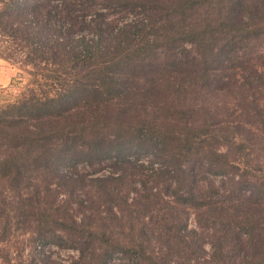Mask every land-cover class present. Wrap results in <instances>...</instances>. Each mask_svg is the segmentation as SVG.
I'll return each instance as SVG.
<instances>
[{
  "label": "trees",
  "instance_id": "16d2710c",
  "mask_svg": "<svg viewBox=\"0 0 264 264\" xmlns=\"http://www.w3.org/2000/svg\"><path fill=\"white\" fill-rule=\"evenodd\" d=\"M53 1L0 0V58L19 65L22 72L32 77V88H28L26 94L0 108V182H3L0 198L4 194H13L11 200L15 203L10 211L0 212V222L5 220L20 225L30 219L35 228L16 226L18 228L10 232L11 237L37 234L45 243L60 244L66 235L77 238V229L67 226L68 219L76 223L75 218L64 216L58 221L60 227H51L49 221L53 212L43 207V195L52 190L53 180H60L65 187L75 184L76 180L61 170L62 165L71 160L96 159L106 154L113 157L124 147L136 148L145 143L156 148L160 146L162 151L164 143L176 134L181 146H184V141L191 145L193 140L202 141L203 137L206 139L213 133L212 124L208 122H191L197 124V128L183 122L191 134L183 140L184 135L180 131L184 130L174 127L168 132L164 127L169 120L161 118L150 122L143 120L145 127H153L152 136H144L148 131L143 128L138 141L130 138L124 142V132L135 125L126 120L130 117L126 118L125 113L124 116L118 114L114 105L130 96L132 89L138 88L134 83L144 81L145 73L151 72L159 62V57L150 58L155 49L154 40L159 41L153 37L154 31L165 37L171 33L161 43L167 47V50L160 48L164 52L172 51L176 45H190L191 49H186V52L194 55L187 62L176 58L179 61L176 60L175 72L196 68L200 78L202 74L208 78L202 70L204 66L210 68L221 61L228 54L227 48L232 43L235 45L237 38L244 37L245 31L264 32V20L261 24L254 21L264 19V7L259 8L261 6L253 3L256 10L250 11L251 0H218V12L210 20L206 18L207 10L216 7V0H168L163 3L144 0L142 6L147 11L150 9L154 16L151 23L128 22L116 30L111 25L103 28L106 23L102 14L90 22L86 21V16L95 7V0ZM204 5L207 8L203 17L199 9ZM127 6L133 5L128 3ZM82 10L86 14L80 16L78 12ZM159 10L162 13H157ZM197 17L199 21L191 24L190 21ZM250 24L259 27L253 30L245 27ZM90 25L92 37L86 38L80 33ZM224 34L233 42L229 40L223 44L227 38ZM258 75L264 80L262 74ZM201 87L205 85L201 84ZM220 89L224 87L220 86ZM248 107L246 103L241 110L248 111ZM259 107L264 108V104H259ZM172 116L174 113L167 117ZM114 127L121 128V131L116 134L105 132ZM191 155L187 166L183 164L186 160L177 157L176 153L168 155L163 150L158 156L173 166L172 173L166 171L170 176L174 175L171 179L188 187L179 200L186 203L189 212L195 213L196 226L206 233L210 241L212 252L203 260L204 264H264V176L255 181H237L229 192L230 196L221 200L195 198L192 196L193 184H197L199 171L208 170L213 175L225 173L223 165L217 163L226 165L227 153L217 154L216 150L210 149L209 153L194 151ZM122 161L128 162L126 156ZM109 181L98 178L93 182L103 190L101 193H105L109 187L105 183ZM127 181L123 179L121 186H131L132 183L127 184ZM141 186L144 193L133 188L136 200L151 201L156 194L146 184ZM115 194L118 201H126V198L121 199V194L119 196L117 187ZM47 204L51 206V203ZM170 218L176 224L174 227L168 224L166 232L172 234L171 238L178 239L180 232L186 229V220L177 214L170 215ZM86 230L84 225L80 231V237L85 239L84 254L92 249L93 242L101 239L93 231L84 236ZM0 236L4 237L1 229ZM1 237L0 264H13L14 254L18 264H23V241L6 249L1 245H5L7 240ZM80 262L81 259L75 264ZM156 264L175 262L169 259Z\"/></svg>",
  "mask_w": 264,
  "mask_h": 264
},
{
  "label": "rangeland",
  "instance_id": "374dc122",
  "mask_svg": "<svg viewBox=\"0 0 264 264\" xmlns=\"http://www.w3.org/2000/svg\"><path fill=\"white\" fill-rule=\"evenodd\" d=\"M57 1L54 0L53 3ZM143 2L144 0H95V7L86 16V21L90 22L102 14L105 15L106 23L103 28L111 25L116 30L128 22L151 23L154 16L149 8L147 11L145 6H142ZM128 3H132L133 6H127ZM218 3L216 0V7L207 10L206 18L212 20V16L217 14ZM253 3L261 6L259 8L264 7V0H251L250 11L256 10ZM206 5L205 8L202 6L199 9L200 16L204 14ZM157 13L162 11L159 10ZM78 14L82 16L86 12L82 10ZM197 18L191 20V24H196L199 21V17ZM255 20L261 24L264 19ZM90 27L91 25L83 29L80 34L91 38ZM245 27L253 30L259 26L250 24ZM224 35L227 38L222 43L226 44L231 38ZM169 36L170 32L165 37L154 31L153 37L159 41L154 40L155 49L151 52L150 58L159 57V62L151 72L145 73L144 81L138 80L134 83L138 88L132 89L130 96L114 105L118 114L130 117L126 120L135 125L131 126L128 132H124L123 136L126 138L124 142L130 138L138 141L143 128L148 131L147 134H143L144 136H152L153 127H145L146 123L143 120L150 122L153 119L168 118V125L164 129L171 131L174 127L181 128L184 130L180 131L184 135L183 140L185 136H191L183 122L196 128L197 124L191 122L212 124L213 133L206 139L203 137L202 141L193 140L190 142L191 145H186L184 141V146H181L176 134L170 136L171 140L168 143H164L163 150L168 155L176 153L177 157L185 159L183 164L186 166L187 159L194 151L204 154L212 149L216 150L217 154L227 153L225 158L227 164L217 163L223 165L225 173L213 175L208 170L199 171L197 184H193L192 191L195 198L221 200L230 196L229 192L237 185V181H255L264 176V108L259 107V104H264V80L258 75L264 76V32L245 31L244 37L237 38L236 44L232 43L227 48L228 54L224 55L221 61L214 63L210 68L204 66L202 70L208 78L203 74L200 78L196 68L192 71L180 69L175 72L179 61L176 58L187 62L194 54L186 52V49H191L189 44L181 46L175 44L172 51L164 52L160 48L167 50V47L161 43ZM232 50L237 53L231 52ZM252 80L255 81L250 83ZM31 82L32 77L22 72L19 65L0 58V108L26 94L28 88H32ZM201 84L205 87L202 88ZM220 86L224 89H220ZM246 103L249 106L246 109L248 111L243 112L241 107ZM185 110L188 111L184 112ZM170 113H174V116L167 117ZM119 130L121 131V128L114 127L106 129L105 132L116 134ZM154 147L151 143H145L136 148L124 147L113 157L106 154L96 159L84 158L65 163L61 170L68 172L76 182H82L65 187L60 180H53L52 190L43 195L45 198L43 207L53 212L52 220L49 221L51 227H60L58 221L63 220L64 216H73L76 223L68 219L67 226L77 229V238L66 235L65 241L59 244L45 243L37 234L11 237V230L19 226L32 229L35 225L32 226L30 219L26 223L21 222L20 225L4 220L0 222L4 237H0L7 241L1 247L8 249L23 241L21 254L23 264H75L80 259L82 262L79 264H156L157 261L169 259L175 264H204L203 260L209 258L212 252L210 241L206 233L196 226L195 213L189 212L186 203L179 200V196L185 195L188 187L180 181L171 179L174 175L170 176L166 171L172 173L173 166H169L163 161L164 158L158 156L163 152L160 146ZM125 156L128 162L122 161ZM98 178L110 180L105 183L109 186L107 192L101 193L103 190L97 188L98 184L93 182ZM123 179L128 180L127 184L132 183L131 186H121ZM112 180L115 182L112 183ZM143 184L156 194L151 197V201L136 200L137 195L133 188L139 189V193H144L145 190L141 186ZM2 185L3 182H0V186ZM116 187L121 199L126 198V201L120 199L118 201ZM12 195L4 194L0 198V212H8L15 205L11 200ZM55 197H58L57 200ZM47 202L51 203V206ZM185 212L189 213L186 215ZM172 214L179 215L183 220L185 218L187 223L186 229L180 232L181 237L178 239L171 238L172 234L166 232L168 224L173 227L176 224V221L170 218ZM84 225L87 227L84 236L93 231L101 238L92 243L93 247L88 249L87 254L83 253L86 247L85 239L80 237ZM14 256L15 254L12 256V263L18 264L19 260Z\"/></svg>",
  "mask_w": 264,
  "mask_h": 264
}]
</instances>
